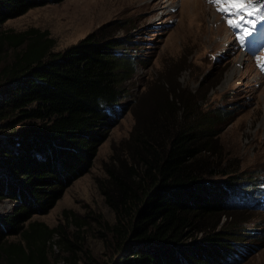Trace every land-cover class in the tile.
Instances as JSON below:
<instances>
[{
  "label": "trees",
  "instance_id": "1",
  "mask_svg": "<svg viewBox=\"0 0 264 264\" xmlns=\"http://www.w3.org/2000/svg\"><path fill=\"white\" fill-rule=\"evenodd\" d=\"M59 1L0 0V24ZM114 31L108 23L60 51L37 29L0 32V200L15 203L0 217V264H56V236L69 253L65 264H97L78 231L71 241L61 226L31 218L86 172L111 111L120 109L134 67ZM164 106L138 119L124 153L113 149L102 166L97 184L113 218H96L110 253L101 264H230L247 251L234 241L229 211L261 207L264 184L245 189L215 157L220 115L183 107L176 117L173 101ZM217 175L227 177L211 179ZM73 219L77 228L86 224Z\"/></svg>",
  "mask_w": 264,
  "mask_h": 264
},
{
  "label": "rangeland",
  "instance_id": "2",
  "mask_svg": "<svg viewBox=\"0 0 264 264\" xmlns=\"http://www.w3.org/2000/svg\"><path fill=\"white\" fill-rule=\"evenodd\" d=\"M219 7L211 0H61L0 24V32H45L53 39L52 51H60L113 23L115 36L125 45L120 49L132 58L134 67L127 90L120 97V109L111 111L114 118L101 131L102 142L90 167L67 184L48 211L34 215L31 221L49 228L61 226L66 237L75 242L78 231L83 248L94 261H105L110 253L97 233L101 226L96 218L112 221L113 216L97 184L104 177L102 166L113 149L124 153L122 142L138 119L156 106L158 114L159 110L165 112L164 104L169 101L174 102L176 117L183 107L194 114L220 115L211 138L215 157L227 163L228 177H237L238 183L246 184L245 189L259 183L263 187L264 70L260 62L264 48L256 56L245 46L238 45L239 49L228 16ZM177 121L183 124L182 119ZM226 177L211 179L221 182ZM258 203L264 204V193ZM256 206L229 211L233 215L227 221L236 224L234 241L243 246L240 251H247L240 259L233 257L230 264H264V208ZM14 208L15 203L0 200V217ZM73 217L86 224L77 228ZM221 230L226 233L227 228ZM56 240L57 236L52 241L51 257L56 255L61 258L56 264H65L63 258L69 253Z\"/></svg>",
  "mask_w": 264,
  "mask_h": 264
},
{
  "label": "snow or ice",
  "instance_id": "3",
  "mask_svg": "<svg viewBox=\"0 0 264 264\" xmlns=\"http://www.w3.org/2000/svg\"><path fill=\"white\" fill-rule=\"evenodd\" d=\"M211 2L221 6L218 10L228 16L229 27L236 28L241 32V41L245 37H250L257 29L256 17H259L260 22L264 23V0H211ZM248 17H252L251 20H248L252 28L244 29L242 24Z\"/></svg>",
  "mask_w": 264,
  "mask_h": 264
},
{
  "label": "bare ground",
  "instance_id": "4",
  "mask_svg": "<svg viewBox=\"0 0 264 264\" xmlns=\"http://www.w3.org/2000/svg\"><path fill=\"white\" fill-rule=\"evenodd\" d=\"M169 8H171L172 6H170V4L168 5ZM243 61L245 60V58L242 59Z\"/></svg>",
  "mask_w": 264,
  "mask_h": 264
}]
</instances>
